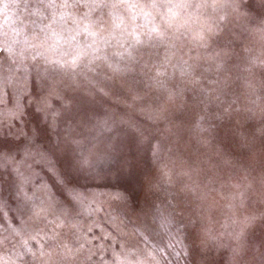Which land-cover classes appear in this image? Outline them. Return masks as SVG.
Returning <instances> with one entry per match:
<instances>
[{"label": "clouds", "instance_id": "1", "mask_svg": "<svg viewBox=\"0 0 264 264\" xmlns=\"http://www.w3.org/2000/svg\"><path fill=\"white\" fill-rule=\"evenodd\" d=\"M111 2L95 36L0 24L4 264H264V0H136L163 39ZM98 148L135 158L131 206Z\"/></svg>", "mask_w": 264, "mask_h": 264}, {"label": "snow or ice", "instance_id": "2", "mask_svg": "<svg viewBox=\"0 0 264 264\" xmlns=\"http://www.w3.org/2000/svg\"><path fill=\"white\" fill-rule=\"evenodd\" d=\"M121 4H126L131 15V19L136 21L140 18L143 19V26L148 29L150 35L157 38L163 39L164 32L162 26L159 23H156L151 11L141 10L137 13L135 10L138 7L136 0H112L111 2V12H110V22L112 28V34L115 35L117 31L123 29L126 26L125 18L119 13L118 9ZM158 0H153L152 6L156 7ZM27 6L30 8L29 15L25 17L24 21L32 24L41 32L50 30L53 36L59 37V34L56 33L53 29L55 24H63L69 21V18H72L73 22L82 25L83 30L88 32L90 35L95 36V28L102 23V21L96 19L99 13L95 12L94 9L102 8L108 6L105 3V0H27ZM87 8L81 18L73 16V10L76 8ZM175 16V13L170 9L167 22L171 24L172 17ZM138 43L141 41V36L133 34ZM197 38H202L200 34H197ZM252 64L256 63V60L251 61ZM218 67H223L218 65ZM58 112L52 114L53 126H55V121ZM69 133L71 129L69 128ZM3 160V157L0 156V161ZM102 195V194H97ZM113 199H122L123 196L119 192L110 194ZM0 264H4V257L0 255Z\"/></svg>", "mask_w": 264, "mask_h": 264}, {"label": "rangeland", "instance_id": "3", "mask_svg": "<svg viewBox=\"0 0 264 264\" xmlns=\"http://www.w3.org/2000/svg\"><path fill=\"white\" fill-rule=\"evenodd\" d=\"M9 2L16 4L17 8L13 10V14L10 17H6L0 11V24H3L6 20L12 24L23 22L30 12V8L27 6V0H9ZM92 162L102 171H109L116 168L120 173L128 177L127 182L123 185V195L128 206H131L132 200L128 199V197L135 198L140 189V177L136 168L135 158L119 157L106 148H98L93 153Z\"/></svg>", "mask_w": 264, "mask_h": 264}]
</instances>
